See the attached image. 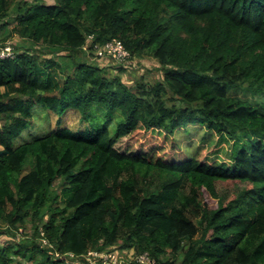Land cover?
I'll return each instance as SVG.
<instances>
[{
	"label": "trees",
	"instance_id": "1",
	"mask_svg": "<svg viewBox=\"0 0 264 264\" xmlns=\"http://www.w3.org/2000/svg\"><path fill=\"white\" fill-rule=\"evenodd\" d=\"M12 15L11 34L74 68L30 47L0 57V264H91L89 252L123 249L153 264H264V100L240 95L264 96V0H0L1 30ZM114 39L157 59L162 80L130 84L77 60ZM94 101L123 116L114 134L59 122L15 145L36 104L86 112ZM191 123L232 138L230 161L122 144ZM218 180L246 186L222 199Z\"/></svg>",
	"mask_w": 264,
	"mask_h": 264
},
{
	"label": "rangeland",
	"instance_id": "2",
	"mask_svg": "<svg viewBox=\"0 0 264 264\" xmlns=\"http://www.w3.org/2000/svg\"><path fill=\"white\" fill-rule=\"evenodd\" d=\"M21 0H16L20 2ZM26 2H31L35 0H25ZM47 4H53L54 0H44ZM15 16V14H14ZM13 15L10 16V23H8L7 28L0 29V38L11 35L7 38V42H10L13 48V54L17 50H20L22 47L33 48V53H40L43 57H53L54 60L60 62L62 68L57 70H65L66 73H70L74 68V61L69 57L64 55H56L50 53L49 48L39 45L35 47L29 40H23L16 33L11 34V29L15 26V21L13 20ZM9 19V18H8ZM88 48L84 49V52L78 55L77 60H84L90 64L100 65L108 76H121L122 79L130 84H135L141 78H144L149 83L160 82L163 78V67L153 56L145 55L143 58H133L129 56L124 59H119L112 57L111 55L100 56L97 53L95 48L90 47V43L87 45ZM65 54V52H63ZM66 73H60L59 77L65 78ZM248 99L253 101L264 100V96H253L251 94H243ZM110 112L112 113V118L109 117ZM123 116L119 113L117 109L113 110L109 105H105L98 101H94L88 107L86 112H81L76 109H67L60 111H50L43 104H36L33 108V116L31 124L28 128L16 139L15 145L20 144L21 142L31 139L32 136L41 135L44 133L50 132L52 129H55L60 123L61 126H66L72 128L73 130L90 128L89 125H98V126H109L111 132H114L117 129L118 124L123 121ZM163 144L167 147L169 152L176 153V156L179 158H185L189 156H196L199 160L202 161H230L231 149L233 146L234 140L228 137L226 134H219L212 132L207 129L205 126L200 124H188L180 127L175 132H166L163 130L153 129L149 131L140 130L135 133L128 140H124L122 144L132 149H145L148 148L155 149V154L161 157H168V153H164L163 150H160L161 147H158V144ZM246 185L239 181H216L217 193L219 198L222 199H232L235 197V194L238 193ZM60 187V186H59ZM58 187V188H59ZM56 188V186H54ZM204 200L210 207H215L218 199L213 197L208 192H204ZM64 205V202H61ZM4 225V223H1ZM21 234H31L32 229L28 226L27 229H21ZM9 239L7 235L0 236V242H5ZM43 242V239H42ZM117 252V251H116ZM104 254H115V251H104ZM134 255L129 253L127 249H123L116 253V263L114 261L106 262L104 259L96 257L93 253L87 256V261L91 264H126L128 262L134 261ZM104 258V257H103ZM150 263L149 260H147ZM79 263H84V261H79Z\"/></svg>",
	"mask_w": 264,
	"mask_h": 264
},
{
	"label": "built area",
	"instance_id": "3",
	"mask_svg": "<svg viewBox=\"0 0 264 264\" xmlns=\"http://www.w3.org/2000/svg\"><path fill=\"white\" fill-rule=\"evenodd\" d=\"M85 49L88 48V46L84 47ZM97 50L98 55L100 56H107V55H111L112 57L115 58H119V59H124L130 56V53L125 49L123 43L119 40H112L107 42L105 45L103 46H98L97 44L93 47ZM13 53V48L10 44V42H6L5 46L0 48V57L1 58H5V57H9V56H13L11 55ZM43 243H46V241L43 239ZM94 254L96 257L100 258V259H104L106 262L108 261H114V263H116L117 259H116V251L115 254L110 255V254H104L103 253H97V252H89V256L91 254ZM71 256L74 257V254L71 253ZM104 257V258H103ZM135 260H137L138 263L140 264H153V260L150 258V256L147 253H142L139 254L137 256L134 257ZM147 260L150 261V263L147 262ZM80 261V260H79ZM79 261H73V260H69L67 262V264H80ZM112 264V263H110Z\"/></svg>",
	"mask_w": 264,
	"mask_h": 264
},
{
	"label": "clouds",
	"instance_id": "4",
	"mask_svg": "<svg viewBox=\"0 0 264 264\" xmlns=\"http://www.w3.org/2000/svg\"><path fill=\"white\" fill-rule=\"evenodd\" d=\"M87 46V45H86ZM94 47V46H93Z\"/></svg>",
	"mask_w": 264,
	"mask_h": 264
}]
</instances>
